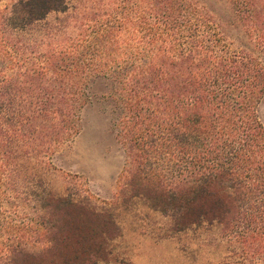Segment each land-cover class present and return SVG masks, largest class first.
Wrapping results in <instances>:
<instances>
[{"label": "trees", "instance_id": "1", "mask_svg": "<svg viewBox=\"0 0 264 264\" xmlns=\"http://www.w3.org/2000/svg\"><path fill=\"white\" fill-rule=\"evenodd\" d=\"M228 2L240 50L197 0L0 6V263L105 261L121 235L116 208L133 199L174 234L217 230L222 264L264 262V0ZM94 97L119 111L126 154L114 199L100 204L46 179ZM31 204L26 246L7 219Z\"/></svg>", "mask_w": 264, "mask_h": 264}, {"label": "rangeland", "instance_id": "2", "mask_svg": "<svg viewBox=\"0 0 264 264\" xmlns=\"http://www.w3.org/2000/svg\"><path fill=\"white\" fill-rule=\"evenodd\" d=\"M13 1L0 0V6ZM197 2L210 12L219 30L237 50L247 44L244 26L237 21L228 0ZM257 110L264 125V98ZM118 112L113 102L96 97L83 108L79 134L51 157L54 171L46 179L52 192L63 193L67 185L72 193L78 191L83 196H91L98 204L114 199L118 178L126 163V154L116 136ZM32 207L31 204L7 219L23 226L19 234L25 237L22 244L26 246H31L33 240ZM115 216L121 235L109 243L107 260L97 264H222L227 256L225 242L218 239L217 230L191 229L174 234L169 231V220L141 199L116 208ZM6 239V234L0 232V245ZM232 257L228 262L236 264L238 258ZM243 264L264 262L247 260Z\"/></svg>", "mask_w": 264, "mask_h": 264}]
</instances>
